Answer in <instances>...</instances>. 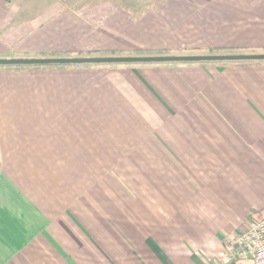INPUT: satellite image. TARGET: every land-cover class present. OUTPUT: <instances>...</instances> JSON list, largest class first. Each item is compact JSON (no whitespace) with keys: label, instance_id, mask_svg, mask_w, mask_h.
<instances>
[{"label":"crops","instance_id":"obj_1","mask_svg":"<svg viewBox=\"0 0 264 264\" xmlns=\"http://www.w3.org/2000/svg\"><path fill=\"white\" fill-rule=\"evenodd\" d=\"M231 53L264 0H0V58ZM263 208L264 60L0 67V264H218Z\"/></svg>","mask_w":264,"mask_h":264},{"label":"water","instance_id":"obj_2","mask_svg":"<svg viewBox=\"0 0 264 264\" xmlns=\"http://www.w3.org/2000/svg\"><path fill=\"white\" fill-rule=\"evenodd\" d=\"M264 60V53H231L206 55H135V56H76L41 58H0V66L105 64V63H164Z\"/></svg>","mask_w":264,"mask_h":264},{"label":"built area","instance_id":"obj_3","mask_svg":"<svg viewBox=\"0 0 264 264\" xmlns=\"http://www.w3.org/2000/svg\"><path fill=\"white\" fill-rule=\"evenodd\" d=\"M264 264V208L244 229L224 241V259L218 264Z\"/></svg>","mask_w":264,"mask_h":264},{"label":"trees","instance_id":"obj_4","mask_svg":"<svg viewBox=\"0 0 264 264\" xmlns=\"http://www.w3.org/2000/svg\"><path fill=\"white\" fill-rule=\"evenodd\" d=\"M72 64H57V65H33L34 67H65ZM1 67V66H0ZM7 67V66H6ZM15 67H20V65H15Z\"/></svg>","mask_w":264,"mask_h":264},{"label":"rangeland","instance_id":"obj_5","mask_svg":"<svg viewBox=\"0 0 264 264\" xmlns=\"http://www.w3.org/2000/svg\"><path fill=\"white\" fill-rule=\"evenodd\" d=\"M132 64V63H131Z\"/></svg>","mask_w":264,"mask_h":264}]
</instances>
